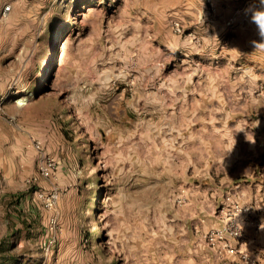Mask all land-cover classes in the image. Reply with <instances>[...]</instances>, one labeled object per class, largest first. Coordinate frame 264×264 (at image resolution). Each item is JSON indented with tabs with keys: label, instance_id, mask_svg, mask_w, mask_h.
<instances>
[{
	"label": "rangeland",
	"instance_id": "1",
	"mask_svg": "<svg viewBox=\"0 0 264 264\" xmlns=\"http://www.w3.org/2000/svg\"><path fill=\"white\" fill-rule=\"evenodd\" d=\"M261 7L0 0V264H264Z\"/></svg>",
	"mask_w": 264,
	"mask_h": 264
},
{
	"label": "clouds",
	"instance_id": "2",
	"mask_svg": "<svg viewBox=\"0 0 264 264\" xmlns=\"http://www.w3.org/2000/svg\"><path fill=\"white\" fill-rule=\"evenodd\" d=\"M260 3L261 5H264V0H260ZM250 20L251 23L256 26L258 35L260 37L259 41L254 40L252 41V44L254 45L255 49L264 50V7L253 10ZM17 103L23 105L24 101L20 100ZM258 124L259 122L257 125ZM260 228L264 230V223L260 225Z\"/></svg>",
	"mask_w": 264,
	"mask_h": 264
},
{
	"label": "built area",
	"instance_id": "3",
	"mask_svg": "<svg viewBox=\"0 0 264 264\" xmlns=\"http://www.w3.org/2000/svg\"><path fill=\"white\" fill-rule=\"evenodd\" d=\"M9 10V6H7V5H5L3 8H2V11L3 12H7ZM47 171L46 170H44V169H41V171H40V174L41 175H47ZM233 234H234V236H235V238L237 237V235H238V232L237 231H234L233 232ZM244 255V254H243Z\"/></svg>",
	"mask_w": 264,
	"mask_h": 264
},
{
	"label": "crops",
	"instance_id": "4",
	"mask_svg": "<svg viewBox=\"0 0 264 264\" xmlns=\"http://www.w3.org/2000/svg\"><path fill=\"white\" fill-rule=\"evenodd\" d=\"M235 259V258H234Z\"/></svg>",
	"mask_w": 264,
	"mask_h": 264
}]
</instances>
